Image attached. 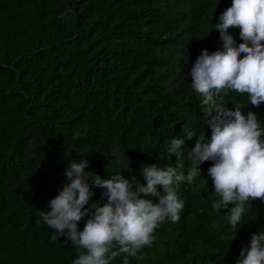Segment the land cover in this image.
Listing matches in <instances>:
<instances>
[{
  "label": "trees",
  "instance_id": "trees-1",
  "mask_svg": "<svg viewBox=\"0 0 264 264\" xmlns=\"http://www.w3.org/2000/svg\"><path fill=\"white\" fill-rule=\"evenodd\" d=\"M196 5L209 16L207 35L198 19L185 18L190 10L202 20ZM230 6L231 0H0V264H72L78 258L66 237L54 242L56 231L37 223L38 210L50 211L71 161L87 160L86 172L101 179L119 173L134 185L142 179L141 162L164 164L170 144L160 132L170 114L157 109L153 116L141 90L146 87L136 81L157 73L156 58L143 45L146 35L138 32L157 35L170 27L197 59L202 47L210 54L223 49L213 25ZM228 33L237 46L243 42L239 28ZM131 52L146 63H128ZM165 66L157 76L167 88L160 94L178 97L181 90L189 98L187 71ZM228 97L222 102L228 109L240 105L245 116L252 111L264 128V104L252 106L247 94ZM89 186L90 203L103 206L106 189ZM245 208L237 229L215 217L203 239L255 232L264 222V202L250 200ZM124 255L110 264H122ZM156 259L152 249L128 257L129 264Z\"/></svg>",
  "mask_w": 264,
  "mask_h": 264
},
{
  "label": "clouds",
  "instance_id": "clouds-1",
  "mask_svg": "<svg viewBox=\"0 0 264 264\" xmlns=\"http://www.w3.org/2000/svg\"><path fill=\"white\" fill-rule=\"evenodd\" d=\"M196 11L202 20L190 10L185 18L198 19L199 30L207 35L209 16L197 5ZM214 20L223 49L210 54L202 47L197 59L170 27L157 35L146 28L138 32L146 35L143 45L158 67L153 66L156 75L136 81L146 87L141 90L153 116L157 109L170 114L160 132L170 144L169 158L163 165L141 162L142 179L135 185L119 173L101 179L86 172L87 160L67 164L65 183L50 199V211L38 210L37 223L42 220L56 231L54 242L63 236L65 244L73 245L78 258L72 264H110L124 254L122 264H129L128 257L147 249L155 252L154 264H264V222L239 238L215 234L203 239L213 218L221 217L234 230L246 203L264 202V128L252 111L245 116L240 105L233 111L223 104L238 94H247L254 107L264 104V0H231ZM230 28H239L243 42L238 46ZM127 61L146 63L140 52L128 53ZM166 64L177 73L187 71L189 98L181 90L178 97L160 94L167 88L158 85L157 76ZM204 106L206 119H197ZM89 181L106 189L103 206L90 203Z\"/></svg>",
  "mask_w": 264,
  "mask_h": 264
}]
</instances>
